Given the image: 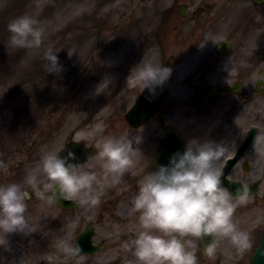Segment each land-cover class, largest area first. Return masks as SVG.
I'll list each match as a JSON object with an SVG mask.
<instances>
[{
	"label": "rangeland",
	"instance_id": "1",
	"mask_svg": "<svg viewBox=\"0 0 264 264\" xmlns=\"http://www.w3.org/2000/svg\"><path fill=\"white\" fill-rule=\"evenodd\" d=\"M88 2L91 6V50L89 39H86L88 34H80L81 30L75 28V18L85 10L87 0H0V183L24 181L32 169L42 175L39 167L42 149L59 150L72 139L86 145L96 144L101 137L119 135L127 130L130 135H141L142 140L133 163L118 179L115 174L108 178L103 167L104 158L99 153L84 164L97 172L93 186L101 193L97 206L81 204L64 210L55 199L41 200L33 192L26 210L32 231L7 234L0 231V264H71L57 247L58 242L65 238L74 242L76 235L95 220H98L96 240L105 242V247L92 255L87 254L85 264H143L132 250L125 252L128 248L124 242L141 230L139 212L133 210L131 200L127 199L126 203L125 198L135 180L132 175L139 173L136 168L146 166L153 159L155 132L159 126L155 120L138 129L127 123L124 114L136 93L121 85L126 68L121 55L111 50L102 60L98 59V54L104 51L92 49L94 42L100 39L92 28L95 17L104 15L108 7L117 9V6L109 3L95 13L98 2ZM43 5L46 14L41 16ZM12 12L14 17L27 13L41 21L45 31L40 47L21 48L11 44L8 23L14 18ZM84 16V13L79 16L78 23L85 26ZM49 46L60 50L57 53L63 65L60 72H47L45 68L44 51ZM172 97L170 95L166 103L174 99ZM177 100L173 109L174 119L179 121L184 116L183 105L188 99L182 96ZM262 102L264 97L257 95V109L264 106ZM257 109L254 122H264ZM250 110L249 104L240 105L237 119L241 121ZM260 139H264V135L261 134ZM24 187L32 190L27 183ZM137 189L138 186L131 193H136ZM246 213L240 210L233 215L238 226L247 223ZM193 239L197 241L198 264H217L216 258L221 259L220 264H248L250 255L237 256L229 237H222L215 253L207 257L201 250L199 238Z\"/></svg>",
	"mask_w": 264,
	"mask_h": 264
},
{
	"label": "flooded vegetation",
	"instance_id": "2",
	"mask_svg": "<svg viewBox=\"0 0 264 264\" xmlns=\"http://www.w3.org/2000/svg\"><path fill=\"white\" fill-rule=\"evenodd\" d=\"M88 1L91 2L87 0V10L82 18L86 25L79 24L75 18V28L88 34L91 50V6ZM92 1L98 2L95 13L109 3L117 6V9L110 6L104 15L95 17L92 28L100 39L94 42L92 49L104 51L98 54V59L102 60L111 50L121 55L126 66L120 80L124 89L136 95L156 94L157 86L154 91L144 88L135 75L134 66L144 56L173 69L169 77V93L162 102L166 118L163 121L156 117L159 130L155 132L153 159L146 166L136 168L139 173L132 175L135 180L127 190L131 193L138 186V181L157 167L161 137L170 129L178 131L185 146L192 137L224 142L227 151L216 161L222 176L227 160L236 155L249 128L257 124L264 129L263 120L254 122L258 74L264 69V0ZM106 31L111 32L104 35ZM227 86H234L237 90L226 95L214 94ZM170 95L174 99L166 103ZM182 96L188 101L183 105V118L177 121L173 108L177 98ZM258 96L264 97V92ZM248 104L250 113L238 120L240 105ZM257 110L259 117H264V106ZM261 142L264 139L258 138L248 146L227 173L229 180L246 183L250 188L247 201L237 202L233 213L240 210L248 212L245 215L247 223L238 227L247 230L253 242L252 247L244 252L232 246L240 257L253 253L264 231V143ZM223 185L231 191L227 184ZM128 191L127 199L131 197ZM224 249L226 247L222 251ZM207 256L205 253L204 257ZM233 258L237 259L235 254ZM215 261L221 263L220 258Z\"/></svg>",
	"mask_w": 264,
	"mask_h": 264
},
{
	"label": "clouds",
	"instance_id": "3",
	"mask_svg": "<svg viewBox=\"0 0 264 264\" xmlns=\"http://www.w3.org/2000/svg\"><path fill=\"white\" fill-rule=\"evenodd\" d=\"M10 42L21 48H38L44 40L41 21L27 13L8 23ZM59 49L49 46L44 51L47 72H60ZM135 75L144 88L155 90L171 75L173 69L145 57L134 66ZM264 73H261V79ZM264 135V134H262ZM142 136L130 135L127 130L119 135H107L96 141L99 156L107 172L117 179L129 165ZM227 151L224 142L211 138L192 137L183 151L177 150L167 164L148 171L138 181L132 196V209L139 212L141 230L130 236L124 246L132 250L143 264H198L196 239L211 236L204 252L213 255L222 237H229L237 250L252 247L251 235L233 220L237 202L249 198L250 188L241 183L235 193L227 189L216 166ZM75 152L61 155L54 148L42 149L39 167L43 174L29 170L24 181L0 183V231L3 233L31 232L26 215L28 201L34 192L41 200L80 197L79 203L94 207L101 202V193L94 190L97 172L75 160ZM31 185V191L24 187ZM59 194V197L57 196ZM57 247L71 264H85L87 253L82 246L67 238Z\"/></svg>",
	"mask_w": 264,
	"mask_h": 264
},
{
	"label": "water",
	"instance_id": "4",
	"mask_svg": "<svg viewBox=\"0 0 264 264\" xmlns=\"http://www.w3.org/2000/svg\"><path fill=\"white\" fill-rule=\"evenodd\" d=\"M263 79V78H262ZM263 82V80H261ZM168 84L165 81L162 85L159 86L158 89V97L155 98L154 101H150L144 96H140L136 103L132 106V108L127 112L126 117L129 123L133 126H140L144 122H146L153 113L158 109L160 99L161 97L166 93ZM226 92V90L222 91L221 93ZM255 130L253 129L251 131V137L253 138L255 135ZM173 138V135L166 136V138ZM177 147V144H175ZM176 147L174 148V151L176 152L178 149ZM71 150L75 152V160L77 162H84L87 160L91 155H93L96 151L95 147L90 148H84L83 145L79 142H71L67 144L61 151V155H66L67 152ZM57 196L59 197V194L57 193ZM57 202L64 208H71L75 205V202L72 199H63V198H57ZM93 227L91 225L84 231L81 236L78 238L77 243L82 246V249L84 252H93L97 249H99V245H93L92 244V238L93 235ZM205 240V239H204ZM207 243V242H206ZM264 236L260 243V246L257 248L252 260L251 264H264Z\"/></svg>",
	"mask_w": 264,
	"mask_h": 264
},
{
	"label": "bare ground",
	"instance_id": "5",
	"mask_svg": "<svg viewBox=\"0 0 264 264\" xmlns=\"http://www.w3.org/2000/svg\"><path fill=\"white\" fill-rule=\"evenodd\" d=\"M109 173H110V172H109ZM109 173H108V174H109Z\"/></svg>",
	"mask_w": 264,
	"mask_h": 264
}]
</instances>
